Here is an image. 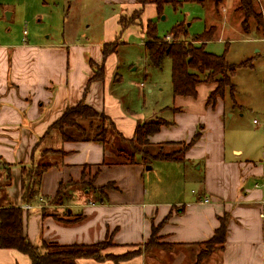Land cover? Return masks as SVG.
I'll return each mask as SVG.
<instances>
[{"label": "crops", "instance_id": "1", "mask_svg": "<svg viewBox=\"0 0 264 264\" xmlns=\"http://www.w3.org/2000/svg\"><path fill=\"white\" fill-rule=\"evenodd\" d=\"M154 1L146 0L142 6L136 0H112L117 10L107 19L109 40L105 44L116 42L120 35H138L148 20L157 17ZM138 10L139 20L121 31L119 18ZM253 40L261 41L257 35L249 41ZM102 46L98 51L88 42L25 38L0 43V209H22L25 234L34 245L109 240L112 247L106 255L113 256L142 249L134 258L118 263L80 259L75 264H164L160 258L164 250L155 248L149 255L144 248L152 228L157 227L158 242L174 245L169 249L173 255L169 264H191L194 255L195 264L200 252L196 248L203 247L219 227V219L227 215L223 249L201 263L264 264V105L260 134L240 122L227 124L226 114L229 120L242 117L245 105L232 108L225 97L207 104L215 83L198 84L194 98L167 93L161 97L159 93L158 99L144 106L140 90L130 95L112 85L115 51L103 62L102 80L91 79L94 68L89 62L100 65ZM114 81L121 82L122 78ZM128 86L135 90L146 87L143 82L137 86L133 80ZM154 89L157 84L148 93ZM140 99L139 108L133 110L130 103ZM81 101L112 123L111 128L105 125L107 144L91 139L96 127L88 121L63 132L51 129L66 108ZM161 120L168 124L148 136L147 149L153 152L163 144L174 147L166 144L169 142L187 143L197 129L200 132L182 159L156 161L158 169L165 172L163 178L152 173V162L147 169L140 164L139 156L132 164L115 161L116 150L111 147L115 137L129 140L137 124ZM254 140L258 150L250 143ZM122 144L121 140L118 146ZM255 152L256 158H251ZM38 164L48 168L41 175L37 196L25 204L21 200L22 168ZM189 181L196 190L184 200L182 187ZM60 183L65 185L64 194L57 204L53 201ZM99 188H104L103 192ZM0 264H29V260L16 250L0 248Z\"/></svg>", "mask_w": 264, "mask_h": 264}, {"label": "rangeland", "instance_id": "2", "mask_svg": "<svg viewBox=\"0 0 264 264\" xmlns=\"http://www.w3.org/2000/svg\"><path fill=\"white\" fill-rule=\"evenodd\" d=\"M155 1L161 5L160 14L151 19L156 22L158 37L163 39L164 36L168 35L172 41V36L169 33L180 22L186 25L187 40L189 41L193 40L194 36L201 35L205 30L211 28L213 34L211 39L205 43L206 51L215 55H224L230 64H238L244 61L246 65L251 66L250 68L236 69V73L231 80L232 84L235 85L234 98L235 102L237 101L236 104L245 105L244 115L242 117L236 116L233 120H229V114H226V121L227 124L230 121L232 123L240 122L244 128L257 130L258 134L262 133L264 31L256 32L254 20L249 22L247 31L243 29L241 25L243 16L236 11L238 0ZM254 4L256 10L262 14L264 19V0H254ZM116 10L117 5L112 0H0V43L18 42L24 38L28 39V41L42 42L63 40L65 43H73L78 41L91 43L99 51L106 40H109L106 39L107 19ZM139 30L138 35L134 33L120 35V37L116 38V42L109 43L112 45L108 44V48L111 46L115 47L116 58L111 83L115 85V88L122 90V92H128L130 95H135V91L140 90L141 94L143 93L144 95V106H148L151 99L159 98V93L161 97H165L166 93L172 95L170 61L164 59L161 68L152 66L146 58L145 49L142 45L144 32L142 29ZM256 35L262 42L249 41ZM257 49L260 53L255 54ZM253 56L254 58H252ZM100 64H103L102 59ZM134 68H136V71L131 72L130 70ZM118 77L122 78L121 82L114 81ZM129 80H133L137 86L143 82L146 87L136 90L134 87L130 88L128 86ZM154 84H157V90L154 89L151 94L148 93V89H151ZM125 88L127 91H125ZM158 88H162L163 91L157 92L159 91ZM224 96L229 101L227 91H225ZM130 99H134V97ZM141 101V99L139 102L132 101L130 106L135 110L139 108ZM229 103L231 104L230 101ZM236 112L235 114H237ZM253 120L258 123H253ZM114 136H112L111 140ZM253 142L250 143L254 145L255 150H258V144H256L255 140ZM162 148L165 151L170 149L178 150L179 146L170 148L169 145H165ZM255 150L253 149V151ZM256 152L259 153V151ZM256 152L250 157L256 158ZM152 163V173H156L159 178H163L165 172L158 169L159 166H157L156 161ZM140 164L144 165L145 168L149 165L144 164L142 160ZM78 187L79 189L84 188V186ZM192 190H196L195 184L190 181L184 184L182 187V198L187 200L194 196L191 193ZM158 237L156 236L157 239ZM104 244H106V247L102 253L106 255V251L112 247V244L108 242ZM154 249H148L147 253L151 255V251ZM202 249L203 247L196 248L198 251H202ZM131 251H136V248ZM217 251L215 250V252ZM194 256L191 264L195 260ZM160 258L164 261V264H169V262L173 261V255H170L169 250H165L164 255ZM188 263L190 261L186 264ZM200 264L202 263L200 262Z\"/></svg>", "mask_w": 264, "mask_h": 264}, {"label": "trees", "instance_id": "3", "mask_svg": "<svg viewBox=\"0 0 264 264\" xmlns=\"http://www.w3.org/2000/svg\"><path fill=\"white\" fill-rule=\"evenodd\" d=\"M142 6L146 1L136 0ZM194 1V0H193ZM157 7V14L161 12V5L154 1ZM236 11L241 13L243 18L241 25L245 31L248 30V25L251 20H254L258 32L264 29L263 16L256 10L254 0H238ZM141 10L134 11L130 16L120 17L118 20L121 31H124L128 26L139 20ZM158 16V15H157ZM144 32L143 46L145 49L146 58L150 64L156 68H161L164 59L170 61L171 71V86L173 96L196 97V86L200 83H215V88L207 97V104L213 105L217 98H224L227 91L228 98L231 101L232 108L236 107L234 98L235 87L232 84V77L238 68H250L244 61L238 64H230L224 55H215L205 50V43L211 39L213 34L212 29L205 30L201 35H196L193 40H187V29L183 22L176 24L170 31L172 41H166L157 35L156 22L151 19L146 22L145 27H141ZM168 36V35H167ZM186 39V40H185ZM112 45V44H109ZM104 44L102 46V63L112 52L115 47ZM110 49V50H109ZM90 67L94 68L92 80H102L104 74L103 64L97 65L89 62ZM90 79V80H91ZM81 121H88L91 125H95L96 131L91 138L102 145L107 144L106 135L107 129L105 125L108 123L112 127V123L108 121L103 113H97L83 101L75 106L68 107L59 119L54 122L51 129L63 132L66 128H79ZM166 122H144L137 124L134 130L133 137L123 141L122 147L118 144L121 140L115 137V142L111 147L116 150L115 161L119 164L127 162L135 163L137 156L144 164H150L154 161H173L182 159L184 153L197 142L200 137V132L197 129L189 142H169L170 144L179 146L178 150L165 151L160 145L156 151H150L148 136L160 130L162 125H167ZM110 127V128H111ZM117 134V133H116ZM89 139L88 135H85ZM118 137V134H117ZM67 139V138H66ZM69 140V139H67ZM127 146L130 147L127 148ZM113 163V160H109ZM103 164H106L105 159ZM48 168L46 164H38L34 167L22 168L21 178V200L27 204L33 201L37 196V188L39 186L42 173ZM63 184H59L54 203L62 202ZM87 188V187H86ZM104 188H99V192H103ZM23 211L19 207H5L0 209V248L13 249L28 257L29 264H75L80 259H93L101 262L104 260H112L115 263L130 260L141 253L140 249L136 251L125 252L121 255H105L102 252L105 250V240L93 244H68L59 245L54 243L42 242L40 245H34L30 242L24 230ZM41 215L45 216L46 211L42 210ZM167 217L165 218V220ZM228 216L226 215L219 219V227L214 231L213 236L203 242V249L197 255L195 264L209 257L215 250H222L225 242ZM158 228V227H157ZM152 228L149 239L144 244L145 249L157 248L160 250H169L174 245L167 243H159L156 238L158 229Z\"/></svg>", "mask_w": 264, "mask_h": 264}, {"label": "built area", "instance_id": "4", "mask_svg": "<svg viewBox=\"0 0 264 264\" xmlns=\"http://www.w3.org/2000/svg\"><path fill=\"white\" fill-rule=\"evenodd\" d=\"M165 40H166V41H168V42H169V41H171V38H170V36H166V37H165ZM254 123H256V121H255V120H254ZM205 202H207V200H205Z\"/></svg>", "mask_w": 264, "mask_h": 264}]
</instances>
